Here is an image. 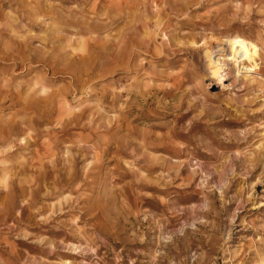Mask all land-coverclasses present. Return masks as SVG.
I'll return each instance as SVG.
<instances>
[{"label": "rangeland", "instance_id": "374dc122", "mask_svg": "<svg viewBox=\"0 0 264 264\" xmlns=\"http://www.w3.org/2000/svg\"><path fill=\"white\" fill-rule=\"evenodd\" d=\"M0 264H264V0H0Z\"/></svg>", "mask_w": 264, "mask_h": 264}, {"label": "bare ground", "instance_id": "6f19581e", "mask_svg": "<svg viewBox=\"0 0 264 264\" xmlns=\"http://www.w3.org/2000/svg\"><path fill=\"white\" fill-rule=\"evenodd\" d=\"M245 60H250L249 51L247 50L242 51L235 59L237 63H239L240 61H245Z\"/></svg>", "mask_w": 264, "mask_h": 264}]
</instances>
